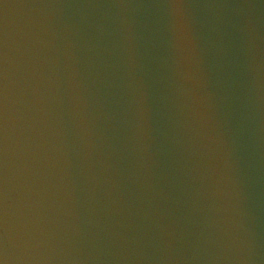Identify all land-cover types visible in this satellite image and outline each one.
Masks as SVG:
<instances>
[{
	"label": "water",
	"instance_id": "95a60500",
	"mask_svg": "<svg viewBox=\"0 0 264 264\" xmlns=\"http://www.w3.org/2000/svg\"><path fill=\"white\" fill-rule=\"evenodd\" d=\"M0 264H264V0H0Z\"/></svg>",
	"mask_w": 264,
	"mask_h": 264
}]
</instances>
